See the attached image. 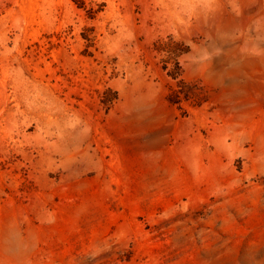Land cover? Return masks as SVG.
<instances>
[{
	"label": "rangeland",
	"instance_id": "rangeland-1",
	"mask_svg": "<svg viewBox=\"0 0 264 264\" xmlns=\"http://www.w3.org/2000/svg\"><path fill=\"white\" fill-rule=\"evenodd\" d=\"M0 264H264V0H0Z\"/></svg>",
	"mask_w": 264,
	"mask_h": 264
}]
</instances>
